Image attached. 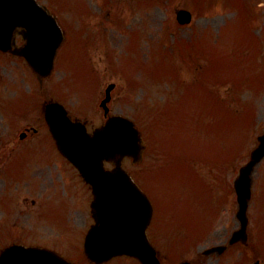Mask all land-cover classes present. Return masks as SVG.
I'll use <instances>...</instances> for the list:
<instances>
[{
    "label": "rangeland",
    "instance_id": "obj_1",
    "mask_svg": "<svg viewBox=\"0 0 264 264\" xmlns=\"http://www.w3.org/2000/svg\"><path fill=\"white\" fill-rule=\"evenodd\" d=\"M38 1L65 27L67 37L58 49L51 74L41 83L22 57L0 52V246L10 240V243L13 240L44 243L56 249L60 247L64 253L59 252L64 256L77 249L73 238L77 230L82 234L89 221L88 211L82 210V204L78 203H86L87 187L83 189L81 179L55 151L41 105L44 100H59L74 116L95 126L104 119L99 106L104 88L114 82L111 111L136 120L148 139L144 160L137 165L127 159L124 168L139 176L156 170L148 177L155 183L156 200L161 207V231L159 227V236L153 239L163 264H178L183 259L192 264H240L241 261L251 264L256 258H261L264 264V254L259 253H264V161L255 166L252 174L253 196L249 208L252 225L248 227L249 237L259 239L258 245L255 249L253 243L245 249L229 248L228 254L225 252L220 257L201 255L206 247L226 243L238 227L235 195L232 191L227 195L223 189L224 183L232 189L231 181L237 173L236 165L225 159L234 153L229 148L239 144L241 152L234 159L240 166L256 145L257 135L264 131V0H86L88 11L80 14L79 7L85 10L83 0ZM178 8L192 12L190 23L177 22ZM75 34L82 39L84 57L93 72L84 60L76 65L77 48L69 45ZM218 50L222 54L220 59L229 62L217 58ZM78 52L82 55L79 46ZM111 52L117 54L114 59L118 68L111 62ZM179 53L184 55L178 56ZM231 59L247 60L237 63L230 62ZM154 64L158 67L148 69ZM206 64L213 73L243 78L247 88L239 89L237 94L228 79L213 83L211 78L199 76L198 68L203 70ZM252 64L258 65L261 75H255L258 71ZM195 80L207 82L208 87L218 92L229 103L230 106L226 105L229 112L211 109L206 111L208 114L202 113L199 105L205 100L200 101L202 95L195 91L199 87L191 83ZM177 82L184 86L176 90ZM173 92L175 98L170 102L167 99ZM20 97L24 98L8 109ZM248 102L253 110V126ZM7 109L13 113V119ZM234 109L240 115L230 113ZM161 113L163 118L157 123L163 131L156 136L153 133L161 129L152 125L153 117L159 118ZM244 114L247 133L243 129L232 132L244 122ZM32 127L37 130L32 131ZM23 131L27 134L21 139L19 134ZM178 152L185 159H194L198 171L203 164L195 159H212L213 164L209 161L201 170L206 182L213 185L209 186L191 163L186 167L180 165L181 161L175 158ZM61 166L63 189L59 190ZM64 191L76 200L73 198L72 206V197L68 199L67 221L73 228L63 233L57 227L40 223L66 226L65 202L68 201L61 195ZM31 197L36 198L39 209ZM19 199L17 206L15 201ZM8 209L13 211L12 215L7 213ZM79 238L80 245L82 235ZM75 257L77 263L87 264L81 256Z\"/></svg>",
    "mask_w": 264,
    "mask_h": 264
},
{
    "label": "water",
    "instance_id": "obj_2",
    "mask_svg": "<svg viewBox=\"0 0 264 264\" xmlns=\"http://www.w3.org/2000/svg\"><path fill=\"white\" fill-rule=\"evenodd\" d=\"M177 15L181 22L190 18L185 10L178 11ZM16 27L23 28L21 33L27 43L23 47L11 48ZM61 39V31L54 19L35 0H0V49L23 55L40 75L50 72ZM111 87L107 88L106 99ZM45 118L59 149L93 187L95 198L91 207L97 223L85 236V254L97 263L125 254L139 259L142 264H159L145 234L150 204L121 169L123 156H132L134 161L141 158L140 136L133 123L124 117L112 116L93 134H89L83 124L71 122L58 103L46 105ZM263 155L264 134L259 137V144L252 151L250 161L241 167L235 180L239 204L237 217L241 228L233 233L230 242L246 239L250 173ZM104 159L115 162V167L105 170ZM34 258L46 259L47 264H69L50 250L33 247L11 246L0 255L2 264H29Z\"/></svg>",
    "mask_w": 264,
    "mask_h": 264
}]
</instances>
